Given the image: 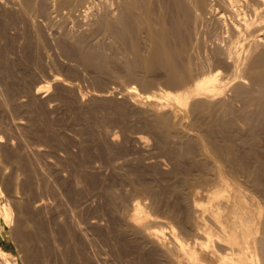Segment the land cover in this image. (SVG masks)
<instances>
[{"label":"bare ground","instance_id":"bare-ground-1","mask_svg":"<svg viewBox=\"0 0 264 264\" xmlns=\"http://www.w3.org/2000/svg\"><path fill=\"white\" fill-rule=\"evenodd\" d=\"M15 2L21 6L20 9L22 8L26 16L39 13L37 17L41 14L45 18H59L61 30H57L58 33L55 34L58 35L53 40L57 41L58 46H56L67 56L72 55L85 65L98 71L103 70L109 75H115L122 70L131 81L140 83L143 86L140 89L144 88L147 91V93L143 91L145 97L155 102L157 107V109L144 107L141 114L150 115L151 117H147L149 118L148 128L151 127V131L155 130L156 133L163 135L158 140L159 145L166 147L167 136H174L178 138L176 141H179L174 142V138V143L170 145L173 146L175 143L177 145L179 142L184 146L181 148V145L178 150L174 147L167 149L170 161L173 160L177 166L180 156L186 158V162H183L184 168L176 173L179 174V179L175 180L172 189L176 199L171 201L172 205L169 204L171 207L168 212L163 210L168 204L169 197L165 200L167 204H163V193L156 187L157 184L155 186L143 180L142 177L134 180V178L131 179V175L130 177L128 175L129 181L134 184L133 194L123 192V194H117V188L115 189L114 185L105 189L107 205L102 207L101 217L90 220L86 224L89 230L96 229L105 241H115L123 247H121L123 250L127 243H142L150 249V257L147 256L151 259L149 260L151 264L153 262L159 264L169 243H172L170 250L175 249L179 254L178 257L185 260L187 264H210L202 257L203 251H211L212 255L218 258L217 264H264V151H262L264 148V0H15ZM77 24L86 25L85 29L88 31L77 35L76 42L71 44L69 31ZM96 33H101L102 36L104 34L106 39L109 38L110 41L107 40L109 43L104 44V42L101 46L94 44L91 37ZM38 38L39 44L36 47L40 51L36 53L39 56L35 55L33 50L30 51V46L25 47L27 56L24 51L23 53L27 58L31 57V53L32 56L34 54L33 58L38 59L37 61L41 59L42 63L44 56H47L45 41L48 43L50 38L48 40L43 36ZM208 38L212 40V42L209 40V44H214L213 49L211 44L210 48L207 44ZM34 41L36 40H33V43ZM189 47L194 49L195 53H199V57L204 55V61L200 62L198 57L199 61L195 62L196 60L190 55L193 52H188ZM8 49L7 46L0 47V56L5 58L4 55ZM131 54L134 58V66L130 64L132 57L127 58ZM119 62L124 64L123 68L122 65L118 66L122 69L115 67V64ZM135 66L138 67L136 70H140L139 72L134 70ZM155 73L160 75L158 80H162L166 88L170 87L173 90L160 89L159 92L150 93L148 88L150 90L160 84L157 77H154ZM48 79L57 83L61 82V77L58 75H50ZM49 80H38L35 93L32 90L34 95H39L44 87L43 84L49 83ZM135 93H140V90L139 86L133 84L128 92L126 91L124 102L129 109L137 111L136 108H142L132 98ZM96 94V99L111 101L110 93L107 94L101 90ZM111 103L113 105V101ZM173 103L178 108L188 110V114L190 112L191 115H189L193 116V119L189 117L194 120L190 124H194L187 125L191 126L190 130L179 125V118L177 122L176 108L171 105ZM118 107L121 108V104L117 105ZM24 123L26 122L21 120L11 124L6 123L7 126L4 125V129L0 130V238L10 242L15 239L23 247L21 251L24 253L22 257H19L13 248L2 247L0 243V264H53V256L56 254L54 252L52 255V249L58 252L59 242L61 244L72 242L75 236L84 238L87 227L82 226V221L77 218L75 219L81 223L73 222L72 218L71 222L62 221L64 219L54 221L56 225L54 233L47 230L46 221L44 217H41L40 212L52 211L53 207L44 197L38 198L35 195L38 184L47 179V176L45 171L41 170L42 168L39 169L36 162L31 160L32 156L39 157L45 152L42 146L29 144L23 135ZM15 129L23 130V134H15L16 131L13 132ZM195 132H199V136ZM107 136L112 145L120 141L118 137L116 138L119 136L116 133ZM145 136L144 134L137 136L142 147L147 146H144L148 142ZM236 142L242 144L244 149L242 150L239 144L240 149L237 148ZM231 143L236 145L233 146ZM106 146L105 144V149L108 147L106 151L111 152L112 149L109 150V146ZM111 154L113 153L108 156L106 154L107 159L111 157ZM209 154L212 155L210 159L207 157ZM159 157L153 156L152 159L157 160L146 162L147 167L161 166L162 169L163 160ZM132 160L124 158L123 161L114 163V167L117 170H123ZM48 165L59 173L57 170L59 166H56L55 161L53 163V160L52 162L50 160ZM132 172L127 170L121 176L124 178L123 175L132 174ZM64 178L59 176L58 179L64 183L66 192L75 205L82 208L90 206L88 200L91 198L88 199L87 195V200H83L78 184L73 186V182H70L72 185L67 186L69 177ZM19 185L26 196L23 203L24 217L19 210L17 213L14 202L7 197L8 194L14 195ZM85 187L88 188L87 185H84ZM95 194H97L96 191ZM128 196L132 198L129 200ZM148 198L152 199L154 203L152 206H160L162 214L165 212L167 216H162L160 213L161 216L155 213L153 215V212L148 210L146 203L148 200L144 202ZM162 204L165 205L163 209ZM151 210L153 211L152 208ZM75 215L77 216L76 213ZM170 219H172L171 225L168 222ZM158 225H168V227L158 228ZM179 229L182 233L189 232V237L181 236ZM129 234L132 237H129ZM57 240H59L58 243ZM84 240L82 242L86 243ZM77 241L79 242L78 239ZM81 241L79 244L83 246ZM252 243L255 244L254 247ZM39 244L43 246L42 249L39 248ZM130 245L132 246V243ZM126 249L128 251V248ZM61 251L62 247L59 252ZM140 253L139 257L144 256ZM78 254L80 253H77V258H79ZM146 258V264H148ZM74 259L75 257H72V260ZM181 260H178L179 263ZM69 264H72L71 261Z\"/></svg>","mask_w":264,"mask_h":264},{"label":"rangeland","instance_id":"rangeland-1","mask_svg":"<svg viewBox=\"0 0 264 264\" xmlns=\"http://www.w3.org/2000/svg\"><path fill=\"white\" fill-rule=\"evenodd\" d=\"M7 6H9V7H7ZM20 7L21 6L17 2H15V0H0V9H1L0 10V47L4 48L7 46V48H9L6 52V54L4 55L5 58L0 56V123H1L0 124V130L4 129V127H5L4 125L7 126V124H11L14 121H20L21 120V122H26V123H24L25 127L23 128V130L25 129L24 134H23V130L20 131L18 129H15L13 132L16 131L15 134H18V135L23 134L24 137L28 140L29 144H31V145L34 144L33 146H35L37 144L36 146L40 145L44 148L45 153L40 155L41 157L40 156L39 157L38 156H36V157L32 156L31 160L34 163L36 162L35 163L36 166L40 167L39 169L42 168L41 170L45 171L46 176H47L46 177L47 179H45L47 181L41 180L42 182L40 183V185L38 184V186L36 188L37 192L35 193L36 197H38V198L44 197V199L47 202H50L49 204L53 207L52 211L45 210L46 212L45 211L40 212L42 214L41 217H44V219L46 221L47 230L49 232L51 231L54 233V231L56 229V225H55L54 221H56V220L61 221V219H64L62 221L69 220L71 222L72 218L74 220L73 222L77 223L78 220L82 221V223H84L85 225H83L79 221L78 222L81 223L82 226L87 227L86 224L90 220H96V218L101 217L102 207H105L107 205L106 203L108 200V199H106L104 192H105V189L110 187V185L111 186L114 185L115 189L117 188V192L115 190V192L117 194L118 193H120V194L127 193L130 195L133 194L134 184L129 181L130 175L132 176L131 179L134 178V180H137L138 178L141 179V177H142V179L144 178L143 180L151 182L152 184H155V186L157 184L156 187H158V189H161L160 191L163 193V195H162L163 199H164L163 204L165 203V205H166L168 203L167 206L169 204H171L176 199L175 195H173V193H172L173 186L176 182L175 180L179 179L178 178L179 174H176V173L182 171V169L184 168V163L186 162V158L183 156H180L181 159L179 161L180 164L178 163V166L175 165L173 160H171L172 161L171 162L170 161L171 158H170L169 154L167 153V149L169 150V148L171 149L172 147H174V149L178 150L182 144L178 142L177 145L175 143L173 146H171L170 143H174V142L179 141V140L176 141L177 137H174L171 135L172 137L167 136L168 140L165 137V141L167 140V146L166 147L163 146V147H165V148H163L162 146H160L161 144L159 145V141H158L161 137H163V135L156 133L155 130L151 131L150 130V129H152L151 127H150V129L148 128L149 127L148 126L149 118L147 119V117H151V116L145 112H144L145 114L143 115V114H141V112L143 113L142 110H144V107H145V109L146 108L150 109L151 107H153V109H157V107L155 105V102L150 101L145 97V94L143 93V91L145 93H147V91H145L144 88L140 89L143 86L140 83H136L134 81H131L129 79V77L126 76L127 74L124 73V71L122 72V70H120V72L116 73L115 75H109L107 72H104L103 70L98 71V69H95L93 67H89V66L85 65L81 60H79L78 58H76L72 55L67 56V54L64 53V51L58 49L59 47H57L58 46L56 43L57 41L53 40L58 35L55 33H58V31L61 30V28H60V24H61L60 22L61 21L59 20V18H45V17H43L44 15L42 16L41 14L39 15L41 17L38 18L39 16L37 17V15L39 13L35 14L34 15L35 17L32 16L33 13H32V15L26 16V14H24L22 8L20 9ZM33 20L35 21V24H34ZM77 25H75L74 27H71L72 33H71V31H69L70 32V35H69L70 39L69 40L72 42L71 44H74V42H76L75 39L79 35L88 31L87 29H85L87 27L86 25H80V24H77ZM40 31H42V32H40ZM48 32H49V34H48ZM74 33H76V34H74ZM52 35L54 37H52ZM39 36H41V37L43 36L44 39L47 38V40H48V38H50L48 43H47V41H45L47 56H44L42 63L40 62L41 59L39 61H37L38 59L36 60V58H33L34 54L39 56V54L36 53V52L40 51L39 49H37L38 47H36V45L39 44V42H38ZM103 36L105 37L104 34H103ZM103 36L101 33L100 34L96 33L91 37V40L94 44L97 43V45L101 46V44L103 45L104 42H105L104 44H106V42H108L107 40H109V38L106 39V37L104 38ZM37 38H38V40H37ZM71 38H73V39L71 40ZM210 39L208 38L207 44H209ZM33 40H36V41H34L35 44L33 43ZM210 41L212 42V40H210ZM210 44H209V48H210ZM27 46H30V51L33 50V53H34L33 56L31 55L32 53L29 51L31 53L30 56L32 57L33 60L29 56H28L29 58L25 57V54H26L25 53V47L27 48ZM212 46H214L213 43L211 44V48H212ZM35 48H36V50H35ZM189 48L190 49H188V52L190 53L192 51L196 56V59H195L194 54L190 53L192 58L194 60H196L195 62H198L199 60H200V62L202 60L204 61V57H205L204 55H201L199 57V53H195L196 51L194 49L192 50L191 47H189ZM23 51L25 54L23 53ZM9 53H11V54H9ZM109 53H110V51H109ZM26 56H27V54H26ZM127 58L128 59L131 58L130 64H131V66H134L135 62H134L133 55L131 54ZM128 61H130V60H128ZM120 65H122V63H120V62L116 63L115 67L119 68L118 66H120ZM123 65L121 66L122 68L124 67ZM122 68H119V69H122ZM137 68L138 67L135 66L134 70H136ZM136 71L139 72L140 70H136ZM158 73L160 75H162L161 72H158ZM159 74H157V73L154 74V77L156 76L157 80L159 79L158 77H160ZM50 75L51 76L52 75L60 76L61 77L60 81L62 83L61 82L57 83V82H54L53 80H49L48 77ZM42 79L49 80V83L43 84L44 87L42 88V91L39 95H34L35 90H36L35 88L38 85L37 81L42 80ZM158 82L160 83L159 85L157 84L156 87H153L150 90L148 88L147 90L150 91V93L154 92V91L156 92L160 89H164L167 91L173 90V88H170V87L166 88V86L164 84H162L163 83L162 80H160V81L158 80ZM132 83L134 84V86L135 85L139 86V90H140V93H135L132 97L133 100L138 102L139 106H141L140 108H142V109L136 108L137 111L135 109L134 110L129 109V107L126 106L125 102H124V95H125L126 91L128 92L129 87L131 85L133 86ZM29 84H30V86H29ZM66 84H68V85H66ZM68 86H70V87H68ZM9 87L12 90L8 89ZM9 90H11V91H9ZM32 90L34 91V93L32 92ZM101 90L105 91L107 94L108 93L111 94L110 95L111 101L110 100L103 101L100 99H96V97H95V95H97L96 93H100ZM175 91H176V89H175ZM175 91H172V92H175ZM30 92H32V93L30 94ZM139 94H140V96H138ZM28 95L30 97H28ZM141 95H142V97H141ZM134 97H135V99H134ZM112 101H113V105L111 103ZM114 101H117L118 103H120L122 101L120 103L121 108H119V107L117 108V105L120 106V104H116L117 102L114 103ZM171 105H173V107L176 108L177 122L180 120L178 122L179 125L183 126V128L185 127V129L189 128L188 130H190L191 126H187V125L190 124L191 121L194 122V120H191V119H193V116H190L191 113L189 112V114H190L189 115L188 110L182 109L180 107L178 108V106L176 104L174 105V103ZM139 110H141V111H139ZM189 116L192 118L190 119ZM143 117H145V118H143ZM178 118H179V120H178ZM225 120H227V118H225ZM145 122H147L146 123L147 126H146ZM219 122H221V120H219ZM193 124H190V125H193ZM123 126H124V128H123ZM109 130H111L112 132ZM18 131H20V132L17 133ZM115 133L117 135H119V136H116V138L118 137L117 139L120 140L119 141L120 144L117 143L118 145L117 144L112 145V143H110V141L108 140L109 138L107 135H111V134L115 135ZM195 133L197 134V136H199V132H195ZM140 134L141 135L144 134V136L145 135L147 136V141L149 143L148 142L145 143L144 146L147 145L146 147H142L143 146L142 143L139 140H137V136ZM157 134H159V135H157ZM168 135H170V134H168ZM156 138H158V139H156ZM174 138H175V141H174ZM105 139L109 141V143L111 144L112 147L110 146V144L109 145L107 144L108 141H106ZM102 140H104V141H102ZM170 141H172V142H170ZM236 143H237V145L235 143L234 144L237 146V148L240 149L242 144H239V142H236ZM105 144L107 146H109V150L112 149V150H110L111 152H109L108 150L106 151V149L108 147L106 146L107 148L105 149ZM149 144H151V145L149 146ZM168 144H169V147H168ZM234 144L231 143V145L235 146ZM238 144L240 147H238ZM157 145H158V147H157ZM203 145H204V142H203ZM101 146H103V147H101ZM182 147H184V146L182 145L181 148ZM242 148L244 149V146H242L241 149ZM115 149H116V151H115ZM104 151H106V152H104ZM262 151H264V148L262 149ZM110 153H113V154H111V157L109 155L110 158L108 157L109 159H107V156ZM106 154H107V156H106ZM149 154H150V156H148ZM153 156H160L159 159L163 160L162 169H161V166H158L159 168L157 166L155 168L149 167V166L147 167L148 164L146 165V162L150 163L151 161L153 162L154 160H157L155 158L152 159ZM123 157L125 159L126 158L131 159V160H132V158L134 159L131 161L132 164H131V162H129L128 164H126V167L124 166L125 167L124 169L128 168V169H126V171L127 170L131 171V172L133 171L134 174H133V172H132L133 175L126 173V175H123L124 178H122L121 174L125 173L126 171H124V169L123 170H117L114 167L117 162L124 160ZM128 157H130V158H128ZM180 157H178V158H180ZM207 157L210 159V158H212V155L209 154V155H207ZM35 159H36V161H35ZM49 159L51 160V162L53 160V163L55 161L56 166L60 167V168L56 167L59 173H57L56 170L49 168V165H48L50 162ZM58 163H59V165H58ZM37 164H39V165H37ZM127 165H129L131 168L129 166L127 167ZM176 166L178 168H176ZM157 168L160 170H158ZM116 170H117V172H116ZM135 172H137L136 173L137 175H135ZM128 175H129V177H127ZM59 176L65 177L64 179H67L69 177L67 179V182H66V183H68L67 186L72 185L71 184L72 182H73V186H75V184H78L79 189L82 192L81 198L83 197L82 198L83 200H87V195H88V199L91 198L90 200H88L90 206L82 208V207H78L77 205H75L74 201H72L70 199V197L68 196V194L66 192V187L64 186V183H62L61 180L58 179ZM174 176H176L175 179H174ZM72 177H74V178L72 179ZM90 177H91V179H90ZM80 180H81V182H80ZM44 181L46 182V184L44 183ZM82 181H83V183H82ZM42 183H44V184H42ZM84 185L85 186L87 185L88 188L85 187L86 188L85 189ZM103 185H105V186H103ZM171 186H172V188H170ZM91 188H92V190H91ZM162 188L164 190H162ZM166 188H167L168 192L165 191ZM168 189H170V190H168ZM86 190L88 191V193L90 195L88 193H86L87 192ZM95 191L97 194H95ZM129 191H130V193H129ZM12 195L13 194H11V195L8 194L7 197L11 200V202L12 201L14 202L13 205L15 204L14 208L17 207V209H15L17 211V213L19 210V213L21 214V216L24 217V204L23 203L25 202L26 196L24 195V193L22 191L21 185L18 186L13 197H12ZM104 196H105V198H104ZM129 196L127 197V199L130 200L132 197H129ZM170 196L172 198H170ZM167 197H169V200ZM15 198H17V200ZM166 198H167L168 202L165 201ZM171 199H173V200H171ZM147 200H148V202H146ZM59 201H60V203H59ZM144 202H146L148 204V207H149L148 210L151 211V213L153 212V215H155V214L158 215L160 213L162 216H167V213H166V215L164 214L165 212H163V214H162V212H161L162 210L160 209V206H155V205L152 206V204H154V203H152V199L148 198ZM102 204H103V206H102ZM163 204L161 205V207L163 206L162 209L165 207V205H163ZM16 205H18V206H16ZM171 205H169L168 208L166 206L165 209L167 208V210L164 209L163 211L168 212V209L171 207ZM151 208L153 209V211L151 210ZM157 211H158V213H157ZM75 213L77 214V216L75 215ZM160 214H159V216H161ZM58 215H59V217H58ZM60 216H61V218H60ZM79 216H81V218ZM75 218H77L78 220ZM168 222H169V225H171L172 219H170ZM199 223H200V225H202V223L200 221H199ZM161 226L168 227V225H158V228ZM52 228H53V230H52ZM85 229H86V231H85L86 236L84 237L85 240L82 236H75L73 239L74 242L72 241V242H68L65 244H61L59 242L60 245L59 244L58 245H59L60 249H58V252H59V250H61V247H62V251H61L62 253L61 252L58 253V252H56V250L52 249L51 253L53 255V253L55 252L56 256L54 255L53 257L57 260V262H56V260L53 258V264H58V263L60 264L61 261H62L61 264H64L65 261H66V263L68 262L67 264H69L70 261L72 264L73 263H75V264L76 263L77 264L78 263L79 264H82V263L83 264H142V263H144V264H146L145 258L147 255H149L150 249L147 246H143L142 243L141 244H139L138 242H137L138 244L136 242L135 243L130 242L129 244L127 243L126 246H128V247L124 246V250H123V249H121L122 246H119L117 243H115V241L114 242L112 240L111 241H105V239L103 237L99 236V233L96 231V229L90 228L91 230H89L88 227ZM179 230L182 233L181 229H179ZM182 234H184V235H182ZM182 234H181V236H183L185 238H186V236L189 237V232H187V231L182 233ZM11 237L13 239V235ZM129 237H132V235H130ZM55 238L57 239V237H55ZM80 238H82L86 243H83L82 242L83 240L81 241ZM86 238H87V240H86ZM56 239H54V240L56 241ZM77 239L79 240V242L80 241L82 242L83 246H80L81 243L79 244ZM58 241L59 240H57V243H58ZM89 241L91 244L89 243ZM0 243H1L2 247L8 248V249L13 248L15 253H17L19 257H22V255L24 254L21 251V249H23V247L20 244H18L15 239H13L12 242H10L7 239L0 238ZM75 243H78V244H75ZM110 243H111V245H110ZM113 243H115V244L113 245ZM131 243H132V246L130 245ZM84 244H85V246H84ZM88 244H89V246H88ZM133 244L134 245L136 244L135 246H137V247L139 245L138 250H137V247L133 246ZM116 245H117V247H116ZM70 246H73V247H70ZM74 246L76 247V249ZM141 246L144 248H142ZM168 246H169L168 247L169 249L167 248V250H165L164 256H161L162 258L160 257L161 258V260H160L161 264H181V263L187 264V262L185 260H183V259L181 260V258L178 257L179 254L175 249L170 250L172 243H169ZM252 246L254 247L255 244L252 243ZM87 247H88V249H87ZM39 248L42 249L43 246L41 244H39ZM126 248H128V251ZM119 249L123 252H121ZM125 249H126V251H125ZM139 251L142 253H140ZM74 252H76V253H74ZM120 252H121V254H120ZM77 253L82 254V255L78 254V257L79 258L81 257L80 259L77 258ZM116 253H117V256H116ZM139 253L141 255H144V256H140L141 258H143L142 260L139 257ZM74 254H76V256ZM87 256H88V258H87ZM111 256H113V257H111ZM72 257H75V259L72 260ZM149 257H150V255H149ZM149 257L147 256L146 259H147V262H149L148 264H151V262H150L151 259ZM174 257L177 260V263H176V260L174 259ZM202 257L204 259H206L210 264H217V262H218V258L216 256L212 255L211 251H203ZM67 258H69V259L67 260ZM76 258L78 259L77 262L75 261ZM83 258H85V259H83ZM106 258L108 261L106 260ZM163 258L165 260H163ZM178 258H180V259H178ZM81 259H82V261H81ZM94 259L95 260L97 259V260L95 261ZM86 260H87V262H86ZM178 260H181V263H179ZM160 262H159V264H160ZM153 264H155V263L153 262Z\"/></svg>","mask_w":264,"mask_h":264}]
</instances>
